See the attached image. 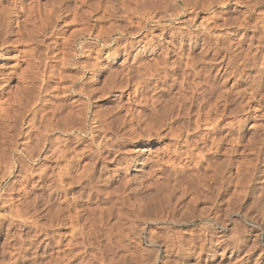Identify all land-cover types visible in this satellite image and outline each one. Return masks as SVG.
Returning a JSON list of instances; mask_svg holds the SVG:
<instances>
[{"label": "rangeland", "instance_id": "rangeland-1", "mask_svg": "<svg viewBox=\"0 0 264 264\" xmlns=\"http://www.w3.org/2000/svg\"><path fill=\"white\" fill-rule=\"evenodd\" d=\"M119 1L120 0H118V2ZM125 1L126 0H122L119 3L122 2L123 5L126 4V6H129L130 8H134V5L136 3L137 9L139 10L135 15L137 18L134 15H131L132 17H134L131 19V16H128L130 14L125 13V10H123L122 3L119 7V3L117 2V0H72L69 4H67V12L69 14H64L68 15L67 18L64 19V22L63 20L62 22H59V25L56 27L57 31H59L60 29H62V31L60 33H55L56 35L54 34V32L53 34L51 33L53 31H51V29L47 30V32H42V25L40 26L39 24L42 18H40V20H37V18L39 19V17L36 16L34 18L35 21H33L34 19L28 20L27 34L32 36L29 39L24 40L22 45H24L25 47L23 46L22 48L18 49L19 51L24 50V53H28H26L27 55L21 60L24 63H17L16 60H13L8 64V67L5 66L1 69L3 72H6L11 70L14 65L17 66L18 64L19 67L17 76L12 82H10L9 86L4 91H1L2 95L0 96V109L2 110L0 111V204H2L0 205V261L3 259L0 264H53L52 262H54V264H57L56 261L59 258H62L61 261H63V264H69L71 262L73 264H78V262H81L80 264H87V262H85L86 260H82L80 256L82 255V252L80 251L86 248L88 250V245H77L76 247L79 248L78 252L77 248L73 247L75 241L77 242V240H82V233H84V235L85 233H89L90 237H92V240H94L95 238V247L97 243L99 244L98 237L103 240L102 238L104 237H102L101 235L103 234V236H105L104 232L106 231V227H103L102 224H96L93 221L90 222L91 217L88 215V211H86L87 208H95L101 206L109 207L113 205L116 207L123 206L125 208L133 206V204L134 206H145L144 208L153 207L152 209L157 210H159V207H164L166 209H181L180 212L185 214L186 219H189L190 217L194 218L195 220L189 227L175 228V230H172V232L170 233H172L171 235H173L177 234L178 232H185L186 238L193 237V235L200 236V239H206L208 237L210 238V235L213 231H205V227L203 228L204 222L206 220H211V224H213L214 221L224 219V222L229 224L228 228L230 227L229 229L231 231V234H233L234 236V244L238 243L237 246L239 249L236 254L237 261L235 264H244L246 260L251 263L255 259H260V262L263 259L264 263V40L260 41L261 36H253L252 34H250V37L248 36L249 38H247V41L245 43L243 41L241 43V46L238 47L234 44V42L237 41L238 38L240 39L242 35L241 32L239 34L236 33V36L235 34H233V36L236 37V40L232 36V39L226 38L227 40H229V43L225 39L227 43L225 42V44L222 43L221 45V43L218 44L216 40H219V37L222 36V34L227 36L228 33H232L236 27L232 24V27L231 25H229L224 28H218L215 31H208V28L210 29L214 23L215 17L212 15V11H219L217 13L218 15L221 11L222 13L219 15L221 19L226 18L228 20L230 19V21L231 19H235L234 21L240 22L243 19L242 16H244V13L246 12L242 5H240V7L239 5L229 3L224 9H218L217 7H220V5L217 4V2L224 0H184L185 2L183 0ZM129 1L131 4L129 3ZM213 1H216V3L214 4L216 5V7H213L210 9V11H207L206 6H208ZM24 2L25 4H29L30 2H32V0H25ZM40 4H47V0H40ZM14 5L15 3L11 0H0L1 8L6 7V11L8 10L7 12L15 9ZM109 5L113 6L115 9H118L114 10L112 9V7L110 10ZM16 7H18V4H16ZM105 7L107 8V11L105 10ZM204 8L206 10H204ZM44 10H48V6H44ZM108 11H112V15L114 16V18L110 17L112 15L110 13H107ZM176 11L179 12L178 19L175 18L176 20L163 21L160 25L162 27L163 25H166L167 31L165 32H175L177 34L180 32L186 35L179 40H173L168 33L164 35L165 37H161V39L158 38V36L162 33V30L159 29L161 26L158 28L156 23L145 22L146 17L144 18V15L146 13L147 14L145 16L152 13L165 15L166 12L168 15L172 13L175 14L177 13ZM261 11H264V9H262ZM43 13H46V11ZM124 13L127 18L125 17V15L122 16V14ZM108 14L109 16H107ZM191 14H193V16ZM99 15L101 18L99 17ZM12 16L9 21H11L12 28H15L16 22L15 18ZM188 17L191 18L189 19ZM193 17L194 19L192 20ZM140 18H144V20ZM22 19L23 18H20L19 21H21ZM123 20H129V24L128 22L126 23ZM189 20L193 22L191 23L189 22ZM183 21H187V23H183ZM218 24L220 25L221 22H218ZM35 25L36 27H34ZM38 25L39 28L37 27ZM32 27L33 29L35 28L33 31ZM37 28L40 30H38ZM29 29H31V31ZM150 30L152 32H150ZM147 31L149 32V34ZM42 33H44V35H42ZM15 37L16 35L12 34L11 41H14L13 39ZM231 40L234 41L231 42ZM41 41H46L51 52L48 49L46 50V48H43L45 52L43 51V49H37L39 48V46L42 47V44L39 43ZM104 41H106L107 43ZM206 42H208V44ZM262 43L263 45H261ZM168 44H172L173 46L175 45L176 47H178V45H183L186 52L184 57H186V55H189V57H186L187 59H190H188V61L191 62V59H193V63H196V69L200 70V76L198 77L199 79H197V81L195 79L194 82L196 86L198 85L197 87L200 88L198 89L196 87V92L200 93V99L197 100L198 103H195L197 106V104H199L201 101L200 129L197 130L198 132H193V121L196 119L194 113L190 114H194L192 117L190 116V121L189 118L185 120V123H188V121L191 122L190 124L188 123L189 128L193 127L192 129L190 128V130H188V133L190 131V135H193L195 133L192 140L197 142L198 140H200V142L198 143L200 154L197 155L200 158V171H198L199 173L192 169L194 164H187L185 163L186 161L182 162V160L180 159H173L171 163L172 159L170 158V155L172 156V153H170L168 150H170V148L174 149V147L172 139L167 135L169 132L168 118H165L162 113L155 112L157 116L156 117L153 112L155 111V108L160 109L165 107L164 105H166V101L168 99V96L163 90L166 89V86L164 85H167L164 83L165 80L162 78L163 80L160 81L162 83L159 82L155 84L156 81H154L151 74L154 73V66L152 65L156 66L160 62V57L162 58L160 54H166L165 48H173ZM223 45H225V47ZM50 46H53V48H51ZM80 46L83 47V49ZM115 46H117V48L119 49V51L116 53L117 55L111 54V50L115 48ZM232 46L233 49H230L232 48ZM261 47L263 50L261 49ZM190 48L192 49L191 52L188 51V49ZM239 48L240 50H242V52H240ZM126 49H128V56L124 54ZM256 49H258L257 52ZM38 51H40V53L43 51L44 53L42 52L41 54H45L46 57L41 56ZM17 53L18 52H13L11 53V55L17 56ZM31 54L33 56L35 54H40L41 61L38 60L37 55L33 57ZM34 58H37L36 61ZM65 59L68 60V66H64L61 64V62ZM37 60L39 61V63ZM72 63L77 65L74 66ZM90 65L91 67L98 65L104 70L101 71L96 77L94 75H91V72L89 71L91 70ZM85 66L89 70H85ZM129 67L132 69V72ZM143 67L145 68L143 69ZM146 67L149 68V70L151 69V72L147 71L148 69ZM111 72L114 73L115 76L118 75V80L115 81V84H118V87H122V85H127V87H122L120 89L117 87L109 94H106V96L98 99L96 103L91 104L90 111H95L96 113L101 114V116H109L108 120L110 121L112 120V118L114 120V117L118 118V120L113 123H116V126L112 125L113 128L115 127L116 129H114V132L110 133L109 136H112L111 134H113V136L116 134L117 136L122 138L123 142H125L124 146H122L117 153L114 152L111 155L107 154L105 150L103 152L104 158L101 159L102 161L100 162V160L95 159V148L92 147L91 150V146H88V143H86L88 141V138L83 136V141H86L83 142L82 145L80 144V148L79 146L75 147L74 141H70L69 145L70 148L72 147V150L70 149L69 151L72 153H70L71 156L66 158L67 160H63L65 162L62 161L58 165H55L54 163H52V161H43L42 153L40 152V144L36 141L37 137H39V131L41 129V117L44 114H47L48 118H51L53 111L57 107L59 108V106L63 103H71L72 101H77L78 103L75 104L76 106H80L83 103L82 100H84V98L68 95L70 94V92L67 91H70L68 87H70L71 85V79H79L78 84H82L83 82L84 85L85 83V87L87 88V90H94L95 88L99 89V87L101 86L102 88L104 86L106 88V85L107 87L109 86V82L105 85L103 80L107 75L112 74ZM21 73L25 74L23 75ZM18 74L23 75V79H21ZM148 74L151 76H149ZM186 75L188 76H186L187 80L190 81L188 85L190 88H192L195 84L192 83L193 80L190 79L191 77L189 70L186 71ZM46 84H48V87L46 86ZM161 84L162 87H160ZM44 85L46 86L45 91L42 88L44 87ZM196 88L193 89V91H195ZM137 90H139V93ZM17 94L18 96H16ZM216 96L218 98H216ZM223 97L224 99H222ZM123 109L125 111L126 109H129L135 114V121L131 120V124H134H132L130 128L125 127L126 129L128 128L127 130L122 127L125 119L128 118V113ZM118 111H120V113ZM111 115L112 118L110 117ZM137 117L139 119L141 118V121H139V123L137 122ZM121 120H123V122H121ZM179 125V123H176V125H174L175 127H173L176 128ZM133 129H136L135 131L140 133L143 139L137 137L135 140H131L129 133ZM157 130L159 131L161 138L157 134H154L155 131L157 132ZM28 133L30 136L27 135ZM151 133H153L154 135ZM146 135L153 136H151L150 139L149 137L147 139ZM196 136H199L200 138L197 137V140H195ZM128 139L131 141H128ZM139 139L141 142L140 144L136 143V141H138ZM25 143H27V148H30V150L34 152H32V156H35L34 158L31 159L30 157L26 156L23 151H21L22 146ZM165 147H167V149ZM31 148H34V150H32ZM84 148H90L86 149L87 151H85V153L88 152L86 154V159L78 163H76V161L72 162L71 160L73 159H69L74 156V153L77 152V149L80 150ZM73 149L75 150L73 151ZM89 150H91L92 152ZM8 159L10 160L9 162H11L12 169L6 176H2L4 174L3 172H6L5 169H7V163H9L7 162L4 164V162L8 161ZM70 161L74 164H72ZM87 162H89L88 166L94 162L96 164L94 163V166L92 164L87 168V175H84L85 173L82 175L81 170L83 166L81 164L84 165L87 164ZM180 166H185V173H180L181 175L179 174L180 171H178L180 169ZM172 167L176 168L177 175L173 172ZM89 174L92 175L90 176ZM168 175H170V177H168ZM182 175L184 177H182ZM197 176L198 178H200L198 179ZM85 178L87 179L86 181ZM89 179L90 181H88ZM87 182L90 183L88 184ZM155 183L157 185H155ZM78 193H80L81 195ZM77 210H79L78 212H80V215L83 219H90H87L88 221L82 219L77 223H74L73 226L76 232L74 230V232H71L73 226H70L71 224L68 223H71L74 220L71 219L75 215V212ZM181 213H179L182 216L181 217L179 215L180 218L185 219V217H183L184 215ZM226 213H228V218H225ZM179 216L177 215V217ZM61 224L63 227L61 226ZM218 224H220V221L218 222ZM216 226L218 225L216 224ZM159 227V225L149 226V228H151L154 233L159 234V236L163 233L161 240L164 241L166 237H164L165 233L162 232V228ZM44 228L47 229L45 230ZM43 229L45 230V232ZM82 230H84L85 232ZM134 230V227H131L130 231L129 229L127 231L133 233ZM217 231H219L218 228L216 232ZM72 233H74L73 237L76 240H73V238L72 240L70 239V235H72ZM44 234H46L45 237H42L44 236ZM77 234L81 235L80 238ZM95 235L98 236L95 237ZM47 236L49 237V239L47 238ZM142 236L145 237V234ZM75 237H78V239ZM27 239H30V241ZM128 241L129 242L127 243V249H125L126 256L134 257V253V255H136L135 257L137 258L153 257V254H151L149 250L143 251V247H141V245L137 241ZM145 241V238H143L144 247L146 246ZM59 243L62 244L60 245ZM69 243H73L72 246ZM78 246H82V248ZM158 249L162 250V248ZM106 250L108 251L109 248ZM172 250L170 252H172ZM93 251L94 250H92V252ZM170 252L168 255H165L164 252H160L161 261H164V264L165 262H167V264H177L176 261H178V257L174 255V251L172 252V254ZM108 253L107 254L110 255V253L112 252L108 251ZM127 253L131 254V256ZM63 255L65 256V258ZM258 256L262 257L259 258ZM66 257L68 261L66 260ZM18 258L19 261L14 260ZM44 258L46 259L47 263L45 262ZM54 258L56 259V261H53ZM182 262L183 264H197V256L194 255L192 257H186L182 260ZM89 264H99V262L93 261L92 263V261H90Z\"/></svg>", "mask_w": 264, "mask_h": 264}, {"label": "bare ground", "instance_id": "bare-ground-1", "mask_svg": "<svg viewBox=\"0 0 264 264\" xmlns=\"http://www.w3.org/2000/svg\"><path fill=\"white\" fill-rule=\"evenodd\" d=\"M15 3L14 5V8L13 10H11L10 12H7L6 11V7L4 8H1L0 6V96L2 95V92L1 91H4L10 84V82H12L14 80V78L17 76V71H18V64L17 66L14 65L12 67L11 70L9 71H6V72H3L1 69L2 67H5L7 66L8 67V64L11 62V61H17L18 62H22L21 60L28 54L24 53L23 51H19L18 49L19 48H22L24 45L23 42L25 39H29L31 36L29 34H27V22L28 20H32L34 19L36 16L39 17V19L37 18V20H40V18H42V20H40L39 24L41 26V30L42 32L46 31L47 30H50L51 29V33L54 34L55 33H60L62 31V29H60L59 31H57V26L59 25V22H64V19L67 18L68 15H64L65 13H68V6L67 4H69L72 0H47V4L45 5H41L40 4V0H32V2H30L29 4H25V0H11ZM75 1V0H74ZM82 1V0H81ZM122 1V0H120ZM119 1V2H120ZM127 1V0H126ZM125 1V2H126ZM184 1V0H183ZM186 1V0H185ZM184 1V2H185ZM190 1V0H189ZM188 1V3H189ZM201 1V0H200ZM217 1V0H216ZM216 1H213L211 2L208 6H206V9L207 11L213 7H216V5H214L216 3ZM118 2V0H117ZM116 2V3H117ZM118 2V3H119ZM124 2V3H125ZM194 2V1H193ZM122 3V2H121ZM119 3V7H120V4ZM128 3V2H127ZM130 3V1H129ZM135 3V2H134ZM158 3V2H157ZM199 3V2H198ZM229 3H233L235 5H242L244 7V10H246V12L244 13V16L242 21L240 22H237V21H234L231 19L228 20L226 18L224 19H221L220 18V14L222 13L220 11V14L218 15L217 13L219 12H213L212 11V15L215 17L214 18V23L213 25L211 26V28L209 29L208 28V31L210 30H213L215 31L216 29L218 28H224V27H227L229 25H231L232 27V24L236 27L235 28V32L233 31L232 33H228V35H223L219 37V40L217 39L216 41L219 43H222L225 44V42L229 43V40H227L226 38L230 39L233 34H235L236 36V33L239 34L242 32V35L240 37V39L237 41L234 42V44L238 47L241 46V43L244 41V43L247 41V38H249L250 34H252L253 36H261L260 38V41H263L264 40V11H261L262 9H264V0H224V1H218L217 4L220 5V7H217L218 9L219 8H222L224 9L226 7V5H228ZM6 4V3H5ZM16 4H18V7H16ZM110 4V3H109ZM131 4V3H130ZM167 4V2H166ZM169 4V3H168ZM123 5V3H122ZM121 5V6H122ZM128 5V4H127ZM134 5V4H133ZM144 5V4H143ZM183 5V4H182ZM189 5V4H188ZM198 5V4H196ZM11 6V5H10ZM44 6H48V10H44ZM97 6V5H96ZM106 6V5H105ZM110 6V5H109ZM113 6H110V10ZM156 7V6H155ZM176 7V6H175ZM241 7V6H240ZM106 8V7H105ZM117 8V7H116ZM92 9V8H91ZM114 10H117L115 9L114 7L112 8ZM122 9V7H121ZM148 9V8H147ZM146 9V10H147ZM170 9V8H169ZM172 9V8H171ZM179 9V8H178ZM184 9V8H183ZM190 9V8H189ZM193 9V8H192ZM204 8V10H206ZM10 10V9H9ZM44 10V11H43ZM93 10V9H92ZM98 10V9H97ZM107 11V8L105 9ZM109 10V9H108ZM113 10V11H114ZM123 10H125V13H129L130 15L128 16H131V15H136L137 12L139 11L137 9V6H136V3L134 5V8H130L129 6H126V4L123 5ZM174 10V8H173ZM221 10V9H220ZM46 13H43L45 12ZM90 11V10H89ZM96 11V10H95ZM180 11V10H179ZM223 11V10H222ZM117 12V11H116ZM144 12V11H143ZM173 12V11H172ZM177 12V11H176ZM88 13V12H86ZM107 13H110L112 15V11L111 12H107ZM122 14L123 15H125ZM163 13V12H161ZM225 13V12H224ZM242 13V12H241ZM69 14V13H68ZM73 14V13H72ZM91 14V13H90ZM114 14V13H113ZM117 14V13H116ZM147 14V13H146ZM145 14V15H146ZM179 12L177 13H172V14H168L167 15V12L165 13V15H158L157 14H149L147 16L144 15V18H145V22H152V23H156L158 28L161 26L160 24H162L163 21H172V20H176L179 18L178 16ZM13 15V16H12ZM80 15V14H79ZM101 15V14H100ZM99 15V17H100ZM105 15V14H104ZM115 15V14H114ZM118 15V14H117ZM193 16V14H191ZM12 17L15 18V28H12V24H11V21H9V19ZM84 16V15H83ZM98 16V15H97ZM109 16V14L107 15ZM121 16V17H122ZM187 16V15H186ZM210 16V15H209ZM103 17V15H102ZM112 18H114V16H110ZM126 17V15H125ZM136 17V16H135ZM182 17V16H181ZM196 17V16H195ZM20 18H23L21 21ZM85 18V17H84ZM101 18V17H100ZM99 18V19H100ZM127 18V17H126ZM125 18V20H126ZM134 18L131 16V19ZM137 18V17H136ZM144 18H140V19H143ZM176 18V19H175ZM189 19L191 17H188ZM223 18V17H222ZM236 18V17H235ZM72 19V18H70ZM103 19V18H102ZM123 19V18H122ZM130 19V18H129ZM194 19V17L192 18V20ZM85 20V19H84ZM106 20V18H105ZM123 20V21H125ZM35 21V19L33 20ZM76 21V20H75ZM129 21V20H128ZM128 21H125L126 23ZM206 21V20H205ZM68 22V21H67ZM108 22V21H107ZM110 22V21H109ZM138 22V21H137ZM141 22V21H140ZM189 22H193V21H190ZM218 22H221V24L219 25ZM32 23V22H31ZM42 23V24H41ZM183 23H187V21H183ZM199 23V22H198ZM36 24V23H35ZM129 24V22H128ZM127 24V25H128ZM145 24V23H143ZM77 25V24H76ZM29 26V24H28ZM33 26V25H31ZM132 26V25H131ZM140 26V25H139ZM156 26V25H155ZM233 26V27H234ZM36 27V25L34 26ZM39 28V25L37 26ZM162 27V26H161ZM159 28L161 29L162 33L158 36V38L161 39V37H165L164 35L168 32H165L167 31L166 30V25H163L162 28ZM176 27V26H175ZM37 28V29H38ZM56 28V29H55ZM92 28V27H91ZM130 28V27H129ZM157 28V27H156ZM35 29V28H34ZM33 27H32V31L34 30ZM90 29V28H89ZM126 29V28H125ZM143 29V28H142ZM31 31V29H29ZM40 30V29H38ZM80 30H83V29H80ZM156 30V29H155ZM158 30V29H157ZM172 30V29H171ZM212 31V32H213ZM219 31V30H218ZM224 31V30H223ZM37 32V31H36ZM74 32V31H73ZM148 32V31H147ZM150 32H152L150 30ZM179 32V31H178ZM29 33V32H28ZM33 33V32H31ZM41 33V32H40ZM223 33V32H222ZM12 34H15L16 37L13 39L14 41H11V37H12ZM47 34V33H46ZM122 34V33H121ZM125 34V33H124ZM149 34V32H148ZM170 35V37L173 39V40H179L180 38H183L185 37L186 35H184L183 33H175V32H171V33H168ZM205 34V33H204ZM207 34V33H206ZM225 34V32H224ZM42 35H44V33H42ZM51 35V34H50ZM56 35V34H55ZM94 35V34H93ZM128 35V34H127ZM132 35V34H131ZM154 35V34H153ZM157 35V34H156ZM213 35V34H212ZM216 35V34H215ZM220 35H221V32H220ZM49 36V34H48ZM54 36V35H53ZM96 36V34H95ZM125 36V35H124ZM123 36V37H124ZM143 36V35H142ZM167 36V35H166ZM219 36V34H218ZM217 36V37H218ZM224 36V37H223ZM249 36V37H248ZM43 37V36H42ZM55 37V36H54ZM107 37V36H106ZM144 37V36H143ZM213 37V36H212ZM234 37V36H233ZM57 38V37H56ZM100 38V37H99ZM108 38V37H107ZM214 38V37H213ZM216 38V37H215ZM236 37H234L235 39ZM102 39V38H100ZM146 39V37H145ZM225 39L227 41H225ZM232 39V38H231ZM254 39V37H253ZM257 39V38H255ZM51 40V39H50ZM98 40V39H97ZM103 40V39H102ZM107 40V39H106ZM151 40V39H150ZM171 40V39H170ZM206 40V39H205ZM215 40V39H214ZM236 40V39H235ZM251 40V39H250ZM37 41V40H36ZM56 41V40H55ZM65 41V39H64ZM138 41V40H137ZM208 41V40H207ZM234 41V40H231V42ZM259 41V40H258ZM103 42V41H102ZM106 42V41H104ZM148 42V41H147ZM194 42V41H193ZM40 44H42V47L39 46V48H37L38 50L40 49H43V48H46V50L48 49L49 50V46L47 45L46 41H41L39 42ZM46 43V44H45ZM50 43V42H48ZM107 43V42H106ZM180 43V42H179ZM178 43V44H179ZM182 43V42H181ZM208 44V42H206ZM215 43V42H214ZM256 43V42H255ZM261 43V42H260ZM259 43V44H260ZM45 44V45H44ZM105 44V43H104ZM111 44V43H110ZM125 44V43H124ZM167 44V42H166ZM72 45V44H71ZM116 45V44H115ZM126 45V44H125ZM170 45L171 49H167L165 48L166 50V54L162 55V58L160 57V62L155 66V65H152L154 66V73H151L152 74V78L154 79V81H156L155 84L159 83L160 81H162L163 79L165 80V84L167 85H164L166 86V89H163L166 93V95L168 96V99L166 101V105H164L165 107L163 108H155L153 111L154 112V115L156 116L155 112L157 113H162V115H164V117L168 118V121H169V132H168V136L172 139L173 141V147L174 149H171L168 150L170 153H172V156L170 155V158L172 159L171 160V163L173 161V159H180L183 161H186L185 163H190V164H194L193 165V170L198 172L200 171V158L197 156L200 154V150H199V146H198V143L200 142V140L197 141H193L192 138L194 137L195 133L193 135H190V131L188 133V130H190V128L188 127V123L190 124L191 122L190 121V116L192 117L194 114L196 116V119L193 121V132H198L197 130L200 129V103L197 104L196 106V102L198 99H200V93L196 92L197 91V86L196 84L194 83L195 82V79L197 81V79H199L198 77L200 76V70H197L196 67H195V64L196 63H193V59H191L192 61L189 62L188 59L186 57H189V55L186 57H184L185 55V48L183 45H178V47H176L175 45L173 46L172 44H168ZM217 45V44H216ZM220 45V47H221ZM227 45V44H226ZM233 45V44H232ZM234 45V46H235ZM263 45V43L261 44ZM260 45V46H261ZM60 46V45H59ZM225 47V45H223ZM229 46V44H228ZM231 46V44H230ZM264 46V45H263ZM25 47V46H24ZM27 47V46H26ZM51 47V46H50ZM70 47V46H69ZM81 47V46H80ZM131 47V46H130ZM145 47V46H144ZM249 47V46H248ZM53 48V46L51 47ZM57 48V47H56ZM65 48V47H64ZM83 49V47H81ZM132 48V47H131ZM130 48V49H131ZM193 48V47H192ZM230 48V47H229ZM251 48V47H250ZM55 49V48H54ZM62 49V48H61ZM91 49V48H90ZM99 49V48H98ZM228 49V47H227ZM230 49H233V46L232 48ZM262 49V47H261ZM33 50V49H32ZM36 50V49H35ZM52 50V49H51ZM71 50V49H70ZM110 50V49H109ZM123 50V49H122ZM151 50V49H150ZM165 50H162V51H165ZM191 48L188 49V51L191 52ZM240 50V48H239ZM248 50V49H247ZM258 49H256V52H257ZM263 50V49H262ZM37 51V50H36ZM35 51V52H36ZM44 51V49H43ZM42 51V52H43ZM50 51V50H49ZM54 51V50H53ZM112 53L111 54H116L119 49L117 48V46H115V48H113L112 50ZM154 51V50H153ZM13 52H18L15 56V55H11V53ZM40 53V51H38ZM41 52V53H42ZM45 52V51H44ZM43 52V53H44ZM48 52V51H46ZM51 52V51H50ZM189 52V53H190ZM238 52V51H237ZM240 52H242V50H240ZM263 52V51H262ZM33 53V52H32ZM40 53V54H41ZM40 54L37 55V58L38 60L41 61V58H40ZM54 54V53H53ZM58 54V52H57ZM107 54V53H106ZM126 56H128V49L125 50V53H124ZM248 54V53H247ZM257 54V53H256ZM30 55V53H29ZM32 55V54H31ZM34 55V56H35ZM117 55V54H116ZM130 55V53H129ZM251 55V53H250ZM33 56V55H32ZM31 56V57H32ZM33 56V57H34ZM41 56H45V54H41ZM52 56V55H51ZM57 56V55H56ZM87 56V55H86ZM102 56V55H101ZM105 56V55H104ZM242 56V55H241ZM60 57V56H58ZM134 57V56H133ZM214 57V56H213ZM235 57V56H234ZM245 57V55H244ZM37 58H34L35 61ZM56 58V57H55ZM67 58V57H66ZM69 58V57H68ZM186 58V59H184ZM203 58V57H202ZM210 58V57H209ZM238 58V57H237ZM243 58V57H241ZM249 58V57H247ZM54 59V58H53ZM62 59V58H61ZM103 59V58H102ZM154 59V58H153ZM195 59V58H194ZM227 59V58H226ZM254 59V58H253ZM25 60V59H24ZM37 60V61H38ZM108 60V59H107ZM190 60V59H189ZM196 60V59H195ZM233 60V59H232ZM245 60V59H244ZM29 61V60H28ZM34 61V60H33ZM98 61V60H97ZM197 61V60H196ZM199 61V60H198ZM228 61V60H227ZM77 62V61H76ZM154 62V61H153ZM24 62H22L23 64ZM34 63V62H33ZM39 63V61H38ZM50 63V62H49ZM60 63V62H59ZM58 63V64H59ZM94 63V62H93ZM127 63V62H126ZM132 63V62H131ZM199 63V62H198ZM203 63V62H202ZM246 63V62H245ZM252 63V62H251ZM57 64V65H58ZM62 65L64 66H68V60H64L61 62ZM73 64V63H72ZM156 64V62H155ZM204 64V63H203ZM227 64V63H226ZM257 64V63H256ZM31 65V64H30ZM46 65V64H45ZM48 65V64H47ZM74 66H76L77 64H73ZM99 65V64H98ZM93 66L91 67V70L87 69V67L85 66V70H89L91 72V75H94V76H98L99 73L101 71H103L104 69L103 68H100L99 66ZM122 65V64H121ZM215 65V64H214ZM12 66V65H10ZM9 66V67H10ZM33 66V65H32ZM140 66V65H139ZM147 66V65H146ZM151 66V67H152ZM197 66V65H196ZM200 66V65H199ZM261 66V65H260ZM6 67V68H7ZM21 67V66H20ZM35 67V66H34ZM39 67V66H38ZM45 67V66H43ZM83 67V66H82ZM204 67V66H203ZM252 67V66H251ZM49 68V67H47ZM130 68V67H129ZM145 67H143L144 69ZM147 68V67H146ZM248 68V67H247ZM52 69V68H51ZM83 69V68H82ZM131 69V68H130ZM148 69V70H147ZM146 70L147 71H150L149 68H147ZM202 69V68H201ZM207 69V68H206ZM264 69V68H263ZM5 70V69H4ZM38 70V69H37ZM137 70V69H136ZM144 70V71H146ZM190 71V79L193 80L192 83H194L195 85L190 88L189 87V82L187 80V75H186V71ZM54 71V70H53ZM52 71V72H53ZM116 71V70H115ZM129 71V70H128ZM139 71V70H138ZM23 72V71H22ZM42 72V71H41ZM75 72V71H74ZM130 72V71H129ZM131 72H132V69H131ZM151 72V71H150ZM203 72V71H202ZM201 72V73H202ZM26 73V72H25ZM24 73V74H25ZM112 73V72H111ZM134 73V72H133ZM138 73V72H137ZM143 73V72H142ZM148 73V72H147ZM216 73V72H215ZM250 73V72H249ZM23 74V73H21ZM19 75L21 79H23V75ZM136 74V73H135ZM237 74V73H236ZM257 74V73H256ZM132 75V74H131ZM149 75V74H148ZM189 75V74H188ZM38 76V75H37ZM59 76V75H58ZM117 76V77H116ZM114 73L112 74H109L106 76V78L103 80V82L105 83V85L108 83V87L106 85V88L105 86L102 88L99 87V89H94V90H87V88L85 87V83L83 85V82L82 84H78L79 83V79L77 78H73L70 80V87L69 90L70 91H67V92H70V94L68 95H73V96H79L80 98H84L83 103L81 104L80 102V106H76L75 104L78 103L77 101H72L71 103H63L62 105L59 106V108L57 107L54 111H53V114H52V117L51 118H48V115L47 114H44L42 117H41V129L39 131V137H37V143H39L40 147H41V150L40 152L42 153V158H43V161H52V163H54L55 165H58L59 163H61L63 160H67L66 158H68L70 155V152L69 150L72 148H70V141H74L75 142V147H78L79 148L81 147L80 144L82 145L83 142V139L84 137L88 138V141L86 143H88L87 145L88 146H91V150H92V147L95 148V151L96 152V158L97 160H100V162L102 161L101 159L104 158L103 156V152L106 150V153L107 154H112L114 152H118V150H120V148L122 146H124V143L122 141V138H120L119 136H117L116 134L113 136V134H111L112 136H109L110 133L114 132V129H116L115 127L113 128L112 125H115L113 124L114 122H116V120H118L117 117H114L115 119L113 120L112 118V115L110 116L112 118V120H108V117H105V116H101V114L99 113H96L95 111H90V106L92 103H96V101H98V99L102 98L103 96H106V94H109L110 92H112L114 89H116L118 87V84L116 85L115 84V81L118 80V75H116ZM151 76V75H149ZM187 76V77H186ZM204 76V75H203ZM259 76V75H258ZM129 77V76H128ZM145 77V76H144ZM19 78V79H20ZM25 78V77H24ZM49 78V77H48ZM117 78V79H116ZM125 78V77H123ZM136 78V76H135ZM163 78V79H162ZM208 78V77H207ZM218 78V77H217ZM259 78V77H258ZM41 79V78H40ZM47 79V78H46ZM129 79V78H128ZM132 79V77H131ZM144 79V78H143ZM189 79V78H188ZM152 81V79H151ZM69 82V81H68ZM130 82V81H129ZM144 82V81H143ZM150 82V81H149ZM49 83V82H47ZM162 83V82H160ZM191 83V84H192ZM203 83V82H201ZM234 83V81H233ZM236 83V81H235ZM134 84V83H133ZM149 84V83H148ZM200 84V83H199ZM207 84V83H206ZM48 84H46L47 86ZM96 85V84H95ZM121 85V84H119ZM131 85V84H130ZM46 86L44 85L43 90L45 91L46 89ZM220 86V85H219ZM48 87V86H47ZM122 87H127L126 86H123ZM121 86H119L118 88H122ZM138 87V86H136ZM151 87V86H150ZM160 87H162V84L160 85ZM197 87V88H196ZM200 87V86H199ZM230 87V86H229ZM195 91H193V89H195ZM214 88V87H213ZM220 88V87H219ZM27 89V88H26ZM136 89V88H135ZM153 89V88H152ZM200 89V88H198ZM243 89V88H242ZM174 90V92H173ZM211 90V89H210ZM253 90H256V89H253ZM252 90V91H253ZM24 91V90H23ZM31 91V89H30ZM134 91V90H133ZM138 93H139V90H137ZM200 91V90H199ZM136 92V91H135ZM141 92V91H140ZM208 92V91H207ZM214 92V91H213ZM247 92V91H246ZM30 93V92H29ZM216 93V92H215ZM229 93V92H228ZM23 94V93H22ZM45 94V93H44ZM151 94V93H150ZM154 94V93H153ZM221 94V93H220ZM262 94V93H261ZM130 95V94H129ZM216 95V94H215ZM254 95V94H253ZM18 96V94L16 95ZM58 96V95H57ZM223 96V95H222ZM28 97V96H27ZM157 97V96H156ZM160 97V96H159ZM249 97V96H248ZM26 98V97H24ZM68 98V97H67ZM202 98V97H201ZM216 98H218L216 96ZM55 99V98H54ZM105 99V98H104ZM224 99V97L222 98ZM247 99V98H246ZM13 100V99H12ZM5 101V100H4ZM9 101V100H8ZM16 101V100H15ZM127 101V100H126ZM21 102V101H20ZM158 102V101H157ZM160 102V101H159ZM7 103V102H6ZM198 103V102H197ZM2 104V103H1ZM203 104V103H202ZM208 104V103H207ZM144 105V104H143ZM18 106V105H17ZM152 106V105H151ZM211 106V105H210ZM2 107V105H1ZM127 107V106H126ZM204 107V106H203ZM212 107V106H211ZM239 107V106H238ZM78 108V109H77ZM241 108V107H240ZM245 108V107H244ZM16 109V108H15ZM214 109V108H213ZM235 109V108H234ZM242 109V108H241ZM6 110V109H5ZM124 110V109H123ZM196 110V111H195ZM0 111H2L0 109ZM27 111V110H26ZM36 111V110H34ZM97 111V110H96ZM121 111V110H120ZM120 111H118L120 113ZM125 111V110H124ZM149 111V110H148ZM231 111V109H230ZM240 111V110H238ZM11 112V111H10ZM13 112V111H12ZM46 112V111H45ZM91 112V113H90ZM115 112V111H114ZM128 113V118L125 119L124 123L122 124V127H129L134 124L132 123L131 124V120H134V116L135 114L129 110V109H126V111ZM151 112V111H150ZM203 112V111H201ZM227 112V111H226ZM33 113V111H32ZM42 113V112H40ZM191 113H194L193 115H190ZM3 114V113H2ZM14 114V113H13ZM37 114V113H36ZM109 114V113H108ZM111 114V113H110ZM237 114V112H236ZM10 115V114H9ZM27 115V114H26ZM124 115V114H123ZM120 116V115H119ZM140 116V115H139ZM142 116V115H141ZM154 116V117H155ZM157 117V116H156ZM162 117V116H160ZM8 118V117H7ZM21 118V117H20ZM138 118V117H137ZM189 118V121L188 123H185V120ZM12 119V118H11ZM40 119V118H39ZM110 119V118H109ZM141 119V118H140ZM139 118L137 119V122L139 123V121H141ZM204 119V118H203ZM214 119V118H213ZM164 120V119H163ZM202 120V119H201ZM65 124H64V122ZM135 121V120H134ZM161 121V120H160ZM215 121V120H213ZM121 122H123V120H121ZM162 122V121H161ZM229 122V121H228ZM63 123V124H62ZM159 123V122H158ZM168 123V122H166ZM176 123L180 124L178 127L174 128L176 125ZM4 124V123H3ZM162 124V123H160ZM158 124V125H160ZM231 124V123H230ZM33 125V124H32ZM137 125V124H136ZM135 125V126H136ZM214 125V124H213ZM212 125V126H213ZM229 125V124H228ZM11 126V125H10ZM34 126V125H33ZM116 126V125H115ZM162 126V125H161ZM174 126V127H173ZM211 126V125H210ZM235 126V125H234ZM35 127V126H34ZM222 127V125H221ZM32 128V127H31ZM148 128V127H147ZM150 128V126H149ZM191 128V129H192ZM213 128V127H212ZM257 128V127H256ZM35 129V128H34ZM126 129V128H125ZM124 129V130H125ZM128 129V128H127ZM126 129V130H127ZM163 129V128H162ZM208 129V128H207ZM258 129V128H257ZM123 130V129H122ZM136 129H133L129 134H130V138L131 140H135L137 137L142 138V135L140 133H138L137 131H135ZM145 130V129H144ZM264 130V129H263ZM116 131V130H115ZM208 131V130H207ZM4 132V131H3ZM137 132V133H136ZM142 132V131H141ZM1 133V132H0ZM145 133V132H144ZM148 133V132H147ZM165 133V132H164ZM214 133V132H213ZM31 134V133H30ZM34 134V133H33ZM137 134V135H136ZM143 134V133H142ZM153 134V133H151ZM154 134H157L159 137H160V133L159 131L157 130V132L155 131ZM153 134V135H154ZM9 135V134H7ZM28 136L29 133L27 134ZM151 135V136H153ZM199 135V133H198ZM19 136V135H18ZM25 136V135H23ZM22 136V137H23ZM36 136V135H35ZM84 136V137H83ZM147 136V139L151 136ZM156 136V135H155ZM166 136V135H165ZM197 137L199 136H196V139L197 140ZM85 138V139H86ZM156 138V137H155ZM161 138V137H160ZM200 138V137H199ZM198 138V139H199ZM263 138V137H262ZM2 139V138H1ZM4 139V138H3ZM30 139V138H29ZM231 139V138H230ZM28 140V139H27ZM128 139V141H131ZM26 141V140H25ZM31 141V140H30ZM210 141V140H209ZM215 141V140H214ZM28 142V141H27ZM72 142V143H74ZM218 142V141H217ZM233 142V141H232ZM19 143V142H18ZM85 143V144H86ZM136 143H141L140 142V139L138 141H136ZM30 144V143H29ZM28 144V145H29ZM84 144V145H85ZM13 145V144H12ZM217 145V144H216ZM2 146V145H1ZM24 146V148H23ZM22 146V150L26 156L30 157L31 159L34 158L32 155V152L30 150V148H27V143L23 144ZM35 147V146H33ZM37 147V146H36ZM172 147V146H171ZM172 147V148H173ZM74 148V147H73ZM167 149V147H165ZM231 148V147H230ZM7 149V148H6ZM32 149V148H31ZM86 149H90V148H86ZM85 148L84 149H77L74 153V156H72L71 158H69L72 162L73 161H76V163L86 159V154L88 153H85V151H87ZM203 149V148H202ZM208 149V148H207ZM34 150V148L32 149ZM72 150V149H71ZM75 149H73L74 151ZM79 150V151H78ZM89 150V151H91ZM130 150V149H128ZM124 151V150H123ZM18 152V151H17ZM92 152V151H91ZM130 152V151H129ZM167 152V151H165ZM215 152V151H214ZM246 152V151H245ZM34 153V152H33ZM85 153V154H84ZM157 153V152H156ZM253 153V152H252ZM94 154V153H93ZM151 154V153H150ZM168 154V153H167ZM207 154V153H206ZM92 155V154H91ZM169 155V154H168ZM167 156V155H166ZM202 156V155H201ZM253 157V156H252ZM256 158V157H255ZM10 159V158H9ZM8 159V161H5V163L9 162L10 160ZM93 160V159H92ZM248 160V159H247ZM12 161V160H11ZM69 161V160H68ZM70 161V162H71ZM149 161V160H148ZM65 162V161H63ZM69 162V163H70ZM71 162V163H72ZM96 162V160H95ZM94 162V163H95ZM98 162V161H97ZM181 162V163H182ZM1 163V162H0ZM85 163V162H84ZM88 163L87 164H81L83 167H82V170H81V174L83 175H87L88 172H87V168L90 167L92 164L93 166L96 164L94 163H90L91 165L88 166ZM114 163V162H113ZM174 163V162H173ZM180 163V162H179ZM221 163V162H220ZM223 163V162H222ZM3 164V165H4ZM21 164V163H20ZM74 164V163H72ZM158 164V163H157ZM183 164V163H182ZM207 164V163H206ZM104 165V164H103ZM164 165V164H163ZM219 165V164H218ZM5 166V165H4ZM3 166V167H4ZM43 166V165H42ZM46 167V166H44ZM43 167V168H44ZM187 167V166H186ZM81 168V167H80ZM160 168V167H159ZM218 168V167H217ZM12 169V165H11V162L7 163V169L6 172H3L4 174L2 176H6L8 173H10ZM40 169V168H39ZM42 169V168H41ZM123 169V168H122ZM223 169V168H222ZM243 169V168H242ZM3 170V171H5ZM28 170V169H27ZM46 170V169H45ZM43 170V171H45ZM172 170L173 172L177 175V170L176 168L172 167ZM220 170V169H218ZM225 170V169H224ZM2 171V170H1ZM25 171V170H24ZM180 171L179 174H184L185 173V166L181 167L180 166V169L178 170ZM222 171V170H221ZM229 171V170H228ZM248 171V170H247ZM27 172V171H26ZM41 172V171H40ZM80 172V171H79ZM87 172V173H86ZM220 172V171H219ZM46 173V172H45ZM192 173V172H190ZM199 173V172H198ZM208 173V172H207ZM95 174V173H94ZM147 174V173H146ZM170 174V173H169ZM180 174V175H181ZM213 174V173H212ZM221 174V173H220ZM226 174V173H225ZM243 174V173H242ZM11 175V174H9ZM35 175V174H34ZM69 175V174H68ZM90 175V174H89ZM88 175V176H89ZM92 175V174H91ZM90 175V176H91ZM108 175V174H107ZM145 175V174H144ZM175 175V176H176ZM1 176V178H2ZM20 176V175H19ZM79 176V175H78ZM89 176V177H90ZM113 176V175H112ZM163 176V175H162ZM187 176V175H186ZM193 176V175H192ZM199 176V175H198ZM197 176V178H198ZM247 176V175H246ZM87 177V176H86ZM107 177V176H106ZM168 177H170V175H168ZM182 177H184L182 175ZM194 177V176H193ZM69 178V177H68ZM160 178V177H159ZM173 178V177H172ZM200 178V177H199ZM198 178V179H199ZM4 179V178H3ZM166 179V178H165ZM189 179V177H188ZM213 179V178H212ZM250 179V178H249ZM83 180V179H82ZM87 179L85 178V181ZM102 180V179H101ZM118 180V179H117ZM167 180V179H166ZM191 180V179H190ZM196 180V179H195ZM193 180V181H195ZM237 180V179H236ZM247 180V179H246ZM245 180V181H246ZM258 180V179H257ZM80 181V180H79ZM90 181V179L88 180ZM244 181V182H245ZM126 182V181H125ZM140 182V181H139ZM190 182V181H189ZM209 182V181H208ZM252 182V181H251ZM254 182V181H253ZM88 183V182H87ZM90 183V182H89ZM88 183V184H89ZM104 183V182H103ZM138 183V182H137ZM170 183V182H169ZM193 183V182H192ZM195 183V182H194ZM197 183H198V180H197ZM200 183V182H199ZM205 183V182H204ZM203 183V184H204ZM238 183V182H237ZM18 184V183H17ZM35 184V183H34ZM50 184V183H49ZM108 184V183H107ZM124 184V183H123ZM191 184V183H190ZM189 184V185H190ZM233 184V183H232ZM249 184V182H248ZM247 184V185H248ZM66 185V184H65ZM84 185V184H83ZM86 185V184H85ZM125 185V184H124ZM155 185H157L155 183ZM179 185V184H178ZM193 185V184H192ZM199 185V184H197ZM212 185V184H211ZM251 185V184H250ZM47 186V185H46ZM120 186V185H119ZM153 186V185H152ZM151 186V187H152ZM252 186V185H251ZM35 187V186H34ZM164 187V185H163ZM188 187V186H187ZM190 187V186H189ZM135 188V187H134ZM148 188V187H147ZM150 188V187H149ZM177 188V187H176ZM196 188V186H195ZM204 188V187H203ZM216 188V187H215ZM243 188V187H242ZM24 189V188H23ZM36 189V188H35ZM91 189V188H90ZM99 189V188H98ZM117 189V188H116ZM153 189V188H152ZM190 189V188H189ZM194 189V188H193ZM249 189V188H248ZM114 190V189H113ZM142 190V189H141ZM185 190V189H184ZM192 190V189H191ZM195 190V189H194ZM240 190V189H239ZM245 190V189H244ZM255 190V189H254ZM98 191V190H97ZM100 191V190H99ZM118 191V190H117ZM209 191V190H208ZM241 191V190H240ZM26 192V191H25ZM119 192V191H118ZM143 192V191H142ZM180 192V191H179ZM183 192V191H182ZM198 192V191H197ZM246 192V191H245ZM83 193V192H82ZM111 193V192H110ZM165 193V192H164ZM211 193V192H210ZM237 193V192H235ZM80 194V193H78ZM77 194V195H78ZM101 194H102V191H101ZM100 194V195H101ZM105 194V193H104ZM121 194V193H120ZM175 194V193H174ZM81 195V194H80ZM110 195V194H109ZM112 195V194H111ZM217 195V194H216ZM96 196V195H95ZM132 196V195H131ZM153 196V195H152ZM200 196V195H199ZM232 196V195H231ZM79 197V196H78ZM85 197V196H84ZM118 197V196H117ZM141 197V196H140ZM144 197V196H143ZM167 197V196H166ZM196 197V196H195ZM215 197V196H214ZM234 197V196H233ZM100 198V197H99ZM109 198V197H108ZM158 198V197H157ZM168 198V197H167ZM197 198V197H196ZM7 199V198H6ZM42 199V198H41ZM151 199V198H150ZM199 199V198H198ZM201 199V198H200ZM203 199V198H202ZM209 199V198H208ZM212 199V198H210ZM226 199V198H225ZM239 199V197H238ZM244 199V198H243ZM257 199V198H256ZM5 200V199H4ZM98 200V199H97ZM251 200V199H250ZM8 201V200H7ZM134 201V200H133ZM141 201V200H140ZM169 201V200H168ZM197 201V200H195ZM243 201V200H242ZM257 201V200H256ZM115 202V201H114ZM150 202V201H149ZM153 202V201H152ZM163 202V201H162ZM231 202V201H229ZM240 202V201H239ZM126 203V202H125ZM233 203V202H232ZM117 204V203H116ZM173 204V203H172ZM239 204V203H238ZM255 204V203H254ZM2 205V204H0ZM95 205V204H94ZM118 205V204H117ZM149 205V204H148ZM145 207V206H144ZM143 206H130V207H116V206H107V207H104V206H101V207H95V208H87L86 211H88V215L91 217V221L95 222L96 224L97 223H100L102 224L103 227H106V231L104 232V235L106 236H103V234L101 235L103 240H101V238L98 237V240H99V244L97 243V245H95L94 247V244H95V238L94 240H92L89 235V233H82L81 235H79V238L81 236L82 240L78 241L77 242L75 241L73 247L77 248L76 246L77 245H81L82 246H86L88 245L87 247H89V251L86 249H83L81 250L80 252H82V255L81 258L82 260H86L85 262H87V264H89L90 261H98L99 264H164L163 262L164 261H161V253L160 252H164L165 255H168L169 252L172 250V252L174 251V255H176L178 257V261L177 264H181L182 260L186 257H192V256H197V264H235L236 263V254H237V251H238V246L236 244H234L235 241H233V234H231V231H230V227L228 228L229 224L224 222V219L223 220H219L220 221V224H218L219 221H214L213 224H211V220H206L204 222V225H203V228L204 230L206 231H210L212 232V234L210 235V238H206V239H203L201 238L200 239V236H194L193 237H189V238H186L185 237V232H181V233H177V234H173L171 235L172 233V230H175V228H181V227H189L191 225V223L195 220L194 218H190L189 219H186V216L185 214L181 213L180 210H177V209H173V208H160L159 207V210L157 209H152V208H144ZM174 207V206H173ZM155 208V207H154ZM191 208V207H190ZM35 210V209H34ZM207 210V209H206ZM205 210V211H206ZM239 210V209H238ZM256 210V209H255ZM258 210V209H257ZM264 210V209H263ZM10 211V210H8ZM79 210H77L75 212V215L72 217L71 220H73L71 223H68V224H71L70 226H73L74 223H77L78 221L82 220V216L80 215V212H78ZM85 211V210H84ZM47 212V211H46ZM183 214L185 217V219H182L180 218V214ZM208 213V211H207ZM243 213V212H242ZM163 214V215H162ZM198 214V213H197ZM4 215V214H3ZM28 215V214H27ZM31 215V214H30ZM177 215L179 217H177ZM201 215V214H200ZM199 215V216H200ZM213 215V214H212ZM256 215V214H255ZM87 216V215H86ZM202 216V215H201ZM2 217V216H1ZM4 217V216H3ZM44 217V216H43ZM55 217V216H54ZM182 217V216H181ZM86 218V217H85ZM196 218V217H195ZM225 218H228V213L225 214ZM6 219V218H5ZM19 219V218H18ZM88 219V218H87ZM87 219H83V220H87ZM90 219V218H89ZM88 219V220H89ZM93 219V220H92ZM200 219V218H199ZM214 219V217H213ZM216 219V218H215ZM4 220V219H3ZM87 220V221H88ZM12 221V220H11ZM19 221V220H18ZM24 221V219H23ZM44 221V220H43ZM229 221V220H228ZM63 223V222H62ZM80 223V222H79ZM86 223V221H85ZM94 223V224H95ZM261 223V222H260ZM25 224V223H24ZM41 224V223H40ZM46 224V223H45ZM99 224V225H100ZM216 224L218 226H216ZM8 225V224H7ZM37 225V224H36ZM58 225V224H57ZM91 225V224H90ZM134 225V226H133ZM151 225H159L160 227L159 228H162L161 230H163L162 232L165 233L164 237H165V240H161L162 238V235L163 233L159 236V234L157 233H154L151 228H149V226ZM24 226V225H23ZM34 226V225H32ZM46 226V225H45ZM60 226V225H59ZM62 226V224H61ZM60 226V227H61ZM69 226V227H70ZM84 226V225H83ZM101 226V227H102ZM136 226V228H135ZM8 227V226H7ZM41 227V226H40ZM48 227V226H47ZM63 227V226H62ZM131 227H134V231L133 233H130L128 232L127 230L131 229ZM200 227V225H199ZM219 229V231L216 232L217 228ZM2 228V227H1ZM35 228V227H34ZM39 228V227H38ZM37 228V229H38ZM42 228V227H41ZM59 228V227H58ZM73 228V229H72ZM72 231L71 232H74L75 229H74V226L72 227ZM241 228V227H240ZM45 229V228H44ZM43 229V230H44ZM47 229V228H46ZM45 229V230H46ZM69 229V228H68ZM77 229V228H76ZM7 230V229H6ZM36 230V229H35ZM41 230V229H40ZM44 230V232H45ZM58 230V229H57ZM74 230V231H73ZM178 230V229H177ZM38 231V230H37ZM70 231V230H69ZM84 231V230H82ZM17 232V231H16ZM41 232V231H40ZM43 232V233H44ZM47 232V231H46ZM76 232V231H75ZM79 232V231H78ZM85 232V231H84ZM87 232V231H86ZM90 232V231H89ZM99 232V231H98ZM202 232V231H201ZM239 232V231H238ZM56 233V232H55ZM60 233V232H59ZM101 233H102V230H101ZM241 233V232H240ZM19 234V233H18ZM32 234V233H31ZM48 234V233H46ZM42 236V237H45V235ZM61 234V233H60ZM73 234L70 235L71 236V240L73 238V240H76L74 239L73 237ZM145 234V237H143L142 235ZM210 234V233H209ZM7 235V234H6ZM10 235V234H8ZM49 236V235H48ZM47 236V238L49 239V237ZM57 236V235H56ZM60 236V235H59ZM98 236V235H95V237ZM192 236V235H191ZM30 237V236H29ZM145 238V242H146V246L144 247L143 244V238ZM174 237V238H172ZM12 238V237H11ZM16 238V237H15ZM22 238V237H21ZM78 239V237H75ZM19 239V237H18ZM63 239V237H62ZM68 239V240H70ZM257 239V238H256ZM30 241V239H27ZM41 240V239H40ZM45 240V239H44ZM101 240V241H100ZM128 240H132V241H137L141 247H143V251H148L153 254V257H150V258H137L135 257L136 255H134L133 253V256L135 257H129V256H126V251L125 249H127V246H128ZM33 241V240H32ZM55 241V240H54ZM45 242V241H43ZM42 242V243H43ZM59 242V241H58ZM61 242V241H60ZM71 242V241H70ZM72 243V244H73ZM22 244V242H21ZM60 244V243H59ZM58 244V245H59ZM62 244V243H61ZM60 244V245H61ZM66 244V243H65ZM71 244V243H69ZM71 244V246H72ZM56 246V245H55ZM68 246V245H67ZM70 246V247H71ZM82 246H78L80 248H82ZM4 247V246H2ZM29 247V246H28ZM31 247V246H30ZM44 247V246H43ZM46 247V246H45ZM69 247V248H70ZM108 251H111L112 253H110V255H108V251L106 249H108ZM138 247V246H137ZM162 248V250L158 249V248ZM251 247V246H250ZM32 248V247H31ZM35 248V247H34ZM27 249V248H26ZM33 249V248H32ZM79 248H77V251H78ZM2 250V249H1ZM74 250V249H73ZM92 250H94L92 252ZM7 251V250H6ZM58 251V250H57ZM128 251V250H127ZM44 252V251H43ZM71 252V251H70ZM74 252V251H73ZM79 252V251H78ZM135 252V251H134ZM172 252H170L172 254ZM45 253V252H44ZM58 253V252H57ZM76 253V252H75ZM73 253V254H75ZM108 253V254H107ZM148 253V252H147ZM70 254V253H69ZM128 254V253H127ZM138 254V253H137ZM24 255V254H23ZM44 255V254H43ZM48 255V254H47ZM62 255V254H61ZM78 255V254H77ZM131 256V254H128ZM13 256V255H12ZM15 256V255H14ZM64 256V255H63ZM62 256V257H63ZM79 256V257H80ZM142 256V255H141ZM147 256V255H146ZM170 256V255H169ZM175 256V257H176ZM35 257V256H34ZM74 257V255H73ZM259 258H261L260 256H258ZM33 258V257H32ZM42 258V257H41ZM53 258V256H52ZM58 258V257H56ZM65 258V256H64ZM63 258V259H64ZM69 258V257H68ZM77 258V257H76ZM80 258V259H81ZM257 258V257H256ZM24 259V258H23ZM22 259V260H23ZM45 259V258H44ZM60 259V260H59ZM56 259L54 258L53 261H56L57 264L58 263H62L63 264V261L62 258H59ZM240 259V258H239ZM3 260V259H2ZM1 260V261H2ZM14 260H18L19 261V258L18 259H14ZM21 260V259H20ZM29 260V259H28ZM34 260V259H33ZM59 260V262H58ZM66 260L68 261L67 257H66ZM79 260V258H78ZM0 261V262H1ZM11 261V260H10ZM51 261V260H50ZM48 261V262H50ZM66 261V262H67ZM72 261V260H71ZM81 261V260H80ZM4 262V261H3ZM13 262V261H12ZM11 262V263H12ZM36 262V261H35ZM45 262H46V259H45ZM55 262V263H56ZM76 262V261H75ZM78 262V261H77ZM34 263V262H32ZM47 263V262H46ZM54 264V262H52ZM81 263V262H80ZM78 262V264H80ZM169 263V262H168ZM239 263V262H238ZM41 264V263H39ZM43 264V263H42ZM48 264V263H47ZM67 264V263H65ZM69 264H73L72 262L69 263ZM76 264V263H75ZM84 264V263H83ZM165 264H167V262H165ZM183 264V262H182ZM244 264H264L263 263V259L262 261L260 262V259H255L253 262H248V260H246V262Z\"/></svg>", "mask_w": 264, "mask_h": 264}]
</instances>
